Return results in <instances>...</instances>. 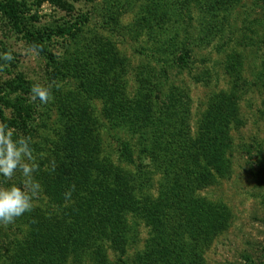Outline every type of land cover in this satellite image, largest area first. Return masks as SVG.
<instances>
[{
    "label": "rangeland",
    "instance_id": "obj_1",
    "mask_svg": "<svg viewBox=\"0 0 264 264\" xmlns=\"http://www.w3.org/2000/svg\"><path fill=\"white\" fill-rule=\"evenodd\" d=\"M214 3L209 9L195 0H0V54L14 57L0 60V98L11 104L0 124L8 118L16 134L32 137L42 186L32 212L0 225V264H24L31 231L53 239L61 217L72 220L100 195L104 203L115 186L156 200L164 173L147 141L163 129L157 152L176 134L184 152L164 154L167 160L196 167L203 143L226 151L225 166L193 191L228 220L207 243L181 244L194 253L188 263L264 264V0ZM33 34L50 35L47 52ZM89 53L94 73L81 62L76 67ZM37 82L51 86L47 105L30 99ZM160 119L167 127L159 128ZM121 142L129 143V160ZM176 177L169 192L187 184ZM21 179L17 174L13 182ZM139 229L143 246L149 227ZM95 249L118 264L120 253L102 238L82 249L81 260L69 256L63 264H94Z\"/></svg>",
    "mask_w": 264,
    "mask_h": 264
},
{
    "label": "trees",
    "instance_id": "obj_2",
    "mask_svg": "<svg viewBox=\"0 0 264 264\" xmlns=\"http://www.w3.org/2000/svg\"><path fill=\"white\" fill-rule=\"evenodd\" d=\"M180 1L186 3L189 0ZM195 1L204 2L210 9L215 4L214 2L221 5L223 0ZM59 32L69 33L64 28L60 29ZM49 38L50 35L38 36L33 34L31 39L44 52H47L44 41ZM80 62L82 70L85 69L89 73H94L95 69H90V66L94 65L91 53L78 58L76 67ZM72 68L75 69V75H79L75 66H72ZM97 93L106 96L109 90H98ZM68 105L69 109L77 111L75 102L69 101ZM4 106L11 107V104L0 98V113H3ZM221 111L224 113L223 107ZM224 114L229 115L228 112ZM158 121L160 122L159 128L162 126L167 127L163 122L165 120L160 119ZM3 122L9 125L10 121L8 118L3 117ZM65 122L68 123V120H65ZM162 133H164V129L156 132L152 141H147L156 168L159 172L164 173L159 185V197L156 200L151 199L148 201L141 195L137 196L136 188L135 192L134 190L131 192L128 187L119 189L115 186L114 189H110L111 193L107 198L103 197L105 199L104 203H100V195L99 199L93 204L94 200H89L90 206L78 212V215L76 213V217L72 220L69 217L67 219L65 216L64 219L61 217L53 225L52 230L55 228L53 239H43L40 235L31 231L28 248L21 252L24 264H63L65 257L69 256L81 260L80 252L82 249L99 238L109 240L112 247L120 253L118 264H190L188 260L194 256V253L184 252L183 250H186V247L183 249L181 244L191 246L195 242H200V240L207 243L225 225V220H228V214L223 208L215 207L212 203L202 202L194 195L193 191L195 186L204 187L210 183L207 176L218 172L220 167L223 166L226 151L221 149L218 152L214 149L215 151L212 152V144L205 145L203 143L199 145V152L197 150L198 161L196 167L193 165L187 166L183 159L172 161L165 159L166 156L164 157V154H171V156L184 155V152L178 151V142L175 143L177 134L168 142L165 149H163V153L159 154L157 152L156 149L160 146ZM121 144L124 156L129 160L132 157L129 143L121 142ZM214 153L217 159H215ZM191 155L189 154V156ZM161 157L163 158L161 159ZM219 163H222V166L219 167ZM197 169L202 170L203 173L195 174ZM143 173L147 174L146 172ZM176 176L183 184L187 183L183 187L191 186L187 192H184L185 188L183 187L179 191L174 189L169 192V187L174 184L171 180H175ZM144 180L146 179L144 178ZM81 200H85V197L83 196ZM141 223L149 227V236L143 246L139 245L141 242L139 229ZM131 248H133L132 255H130ZM94 252L95 254L92 256L96 260L94 264H111L104 250L99 249L97 251L95 249Z\"/></svg>",
    "mask_w": 264,
    "mask_h": 264
},
{
    "label": "clouds",
    "instance_id": "obj_3",
    "mask_svg": "<svg viewBox=\"0 0 264 264\" xmlns=\"http://www.w3.org/2000/svg\"><path fill=\"white\" fill-rule=\"evenodd\" d=\"M11 52L0 54V60L11 62ZM30 99L47 105L52 99L50 85L34 83ZM40 163L31 136L18 135L7 124H0V225H11L32 212L42 186L37 180ZM19 183L13 182L17 176Z\"/></svg>",
    "mask_w": 264,
    "mask_h": 264
}]
</instances>
